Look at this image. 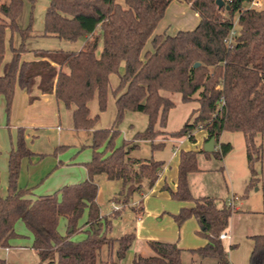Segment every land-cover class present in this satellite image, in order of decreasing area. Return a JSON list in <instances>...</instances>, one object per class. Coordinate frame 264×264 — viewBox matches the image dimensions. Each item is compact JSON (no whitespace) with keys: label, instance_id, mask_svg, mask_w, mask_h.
Masks as SVG:
<instances>
[{"label":"trees","instance_id":"16d2710c","mask_svg":"<svg viewBox=\"0 0 264 264\" xmlns=\"http://www.w3.org/2000/svg\"><path fill=\"white\" fill-rule=\"evenodd\" d=\"M172 1L50 0L40 35L70 42L85 37L84 46L80 50H30L25 42L33 36L32 27L21 28L17 22L24 0H0V97H5L7 112H11L17 87L31 93L37 86L43 93H53L67 108L75 106V130H92V157L86 162L88 178L52 194L34 197L33 187L19 185L23 159L34 152L28 146L25 129H17L16 142L9 152L7 194L0 196L1 248L10 247L11 240L23 236L16 230L21 220L32 234L31 248L40 263L120 264L136 235H108L112 220L100 213L95 179L105 174L110 180H121L117 199L124 203L143 190V178L150 188L154 186L164 161L130 154L137 146L133 142L138 140L150 141L153 150L164 148V143H153L162 133L156 126H166L168 112L175 103L162 91L181 93L183 102H199L194 120L186 121L179 130L168 133L170 136H188L195 141V131L203 129L207 132L206 140L214 137L216 145L212 152H199L206 156L214 153L223 159L233 146L220 142L222 132H242L251 173L246 191L258 184L256 165L263 162V144L259 139L264 134V7L251 6L254 0H224L228 9L219 7L216 0H184L199 14L197 26L173 35H154ZM232 30L235 34L228 43ZM16 33L21 37L18 46L14 44ZM150 39V48L146 49ZM7 42L11 59L5 61ZM29 51L36 59H23ZM197 62L199 65L195 66ZM112 73L119 74L120 79L114 90L116 117L110 128L94 129L99 114L91 116L89 103L96 95L99 110H106ZM127 111L145 113L148 125L133 140L117 145L119 126ZM199 152L181 150L177 188L165 189L173 198L193 203L174 214L176 222L181 225L196 218L199 233L207 239L206 244L189 252L199 259L231 264L219 235L228 227L234 208L227 203L219 207L211 196L194 197L189 186V175L199 170ZM86 211V220L81 222ZM112 215L116 219L121 212L114 210ZM61 219L66 220L65 234L59 231ZM81 231L85 238L74 241L72 234ZM252 238L254 248L249 264H264V234ZM105 246L111 253L108 259L101 258ZM150 247L152 255L135 254L133 263L196 264L195 260H183V249L176 242L153 240ZM0 264L16 263L0 257Z\"/></svg>","mask_w":264,"mask_h":264},{"label":"rangeland","instance_id":"374dc122","mask_svg":"<svg viewBox=\"0 0 264 264\" xmlns=\"http://www.w3.org/2000/svg\"><path fill=\"white\" fill-rule=\"evenodd\" d=\"M3 1L8 2V0ZM49 3L50 0H24L23 9L17 19V22L21 28H26L30 25L32 27L33 36H30L26 40V47L30 50L82 49L86 40L85 37H81L75 42H70L54 36L40 35L43 31L45 12ZM183 5L176 0H173L169 4L164 16L156 27V34L166 32V34L173 35L182 27L184 29H193L196 27L199 19L195 16L194 11L191 9H188V11L184 13L182 11L183 9L180 8L185 7ZM178 20L181 21L182 27L177 25L176 21ZM20 42V35L18 33L14 34V44L18 46ZM150 44L151 39L147 43V48H150ZM9 46V42H7L5 60H9L11 56ZM27 53L31 55L33 54L32 51ZM123 68L124 67L122 66L120 67V72L123 71ZM112 74V79L110 80L108 89L106 110H99L96 95L89 103L91 115H100L96 123L99 128H106L113 124L116 117L114 87L115 84H117L119 74ZM162 93L169 96L175 103V106L169 112L166 129L175 130L182 125L185 120H194L195 117L193 118V116L195 112L193 108L197 103L196 100L183 102L179 93H171L168 91H162ZM69 110L70 108H67L65 105L58 102L59 117L57 122L53 127L44 128L40 135L32 141L33 148L37 151L51 152L48 155H37L40 160L43 161L40 167H44L46 165L44 163H46V161H50L45 160L46 157H52L54 159L58 158L62 160H76L79 164H82V160H84L83 158H90L91 148L89 145L92 139V132L90 130L71 129L69 125L71 120V117H69ZM3 112L5 122L1 123L0 121V146H2L4 150L2 149L3 152H0V164L3 163V166L6 165L7 168L5 172L6 177L0 181V190L4 188V194L6 195L8 181V166L6 163L8 157L5 152L6 150L12 148L15 144L17 131L15 127L8 124L11 118V112L10 114L7 112L6 106L3 108ZM147 125L148 116L145 113L127 111L119 126L121 133L116 139L117 145H121L123 140H133L134 135L137 132L145 130ZM56 126H59L60 129H57ZM156 129L162 133H160L153 140V143H163L161 140L167 138L168 133L163 129V127ZM157 138L160 139V142L158 141L155 143ZM222 141L230 142L233 146L232 150L223 159L218 158L214 153L206 156L203 152L198 151L197 163L201 171L198 170L189 175V186L192 195L194 197L208 195L215 198L218 202L226 199L227 197H232L231 199L235 202V204H239L240 202L247 203L248 200L246 197L249 196V204L251 207H254V204L257 202V197L262 195V187L261 190L257 191L256 188L261 186L258 183L251 187L249 191H246L251 173L247 164L244 135L242 132L238 131H224L220 137V142ZM141 142L140 147L133 152V155L145 159L151 158L154 155V157H158V159L163 158L167 160L173 166L176 165L177 157L172 155L174 151L176 152V149H174L170 144H167L162 149L153 150L151 142L147 140ZM186 145L187 144L184 146ZM217 148H219V145ZM56 150L57 152L55 154L54 152ZM257 165L260 167L259 163ZM60 167H56L52 173L53 175H49L48 179L44 181L43 184L42 180H45L48 174L46 177L44 176L43 179H39V184L35 187L34 194L41 195L59 191L57 187H54L55 185H53V183L56 182L53 179L61 171ZM226 168L231 171L230 175L227 174ZM75 169L78 171V169L82 168L75 166ZM75 174L78 175L79 172H75ZM78 176L80 177V175ZM243 177L247 178L246 185H244ZM95 181L99 186L96 201L99 205L100 213L112 220L110 228L108 229V235L110 237H120L121 235L129 232H134L136 235L135 241L127 253V257L125 259L126 261L122 264H129V255L131 256L135 252L143 256L153 254V250L150 247V242L153 240L177 242L178 246L180 245L186 248H191V246L198 243H204L206 240V238L198 231L199 225L197 224L198 222L196 218H189L181 225L176 222L174 214L180 211L179 200L173 198L169 192H161L159 190L152 191L148 186L147 179L143 178L141 180L143 183V190L140 193L134 194L133 197L126 203H124L122 199H117L118 193L123 185L121 180H110L105 174H100L96 176ZM50 186L53 187L50 188ZM57 196L59 200L62 199L60 192H58ZM141 200L142 204L140 203ZM115 205L120 206V208L115 210ZM142 206L144 209H142ZM114 210L121 212V215L116 219L112 218ZM86 217L87 211L84 213L81 222L86 220ZM16 230L23 234V236L11 240V246L14 248L11 249V255L7 256V260L16 264H44L40 263L39 256L33 249L30 248L33 237L24 222L19 220L16 224ZM59 231L62 234L66 233V228L63 227V219L60 221ZM83 238H85V233L82 231L72 234V239L74 241H79ZM3 250L0 249V257H4L6 259V256L4 255L5 252L3 253ZM114 251L115 250L113 249L112 256L114 260H116ZM183 251L187 252L188 249ZM110 254L111 253L106 246L102 248V259H108Z\"/></svg>","mask_w":264,"mask_h":264},{"label":"crops","instance_id":"0c3cea01","mask_svg":"<svg viewBox=\"0 0 264 264\" xmlns=\"http://www.w3.org/2000/svg\"><path fill=\"white\" fill-rule=\"evenodd\" d=\"M176 1L179 2L181 5L185 4V5H183L185 7H180L183 9L182 11L184 13L187 12L188 9H191L194 11L195 16L200 20L199 14L194 9L191 8V5L189 3L185 2L184 0H176ZM256 2L258 3V5L255 6L256 8H263L264 7V0H256ZM199 20H198L197 24L199 23ZM176 23H177V25H179V27H182L181 21L178 20V21H176ZM179 30H191V29H184L182 27ZM155 34H156V32H154V35ZM146 49H147V45H146ZM10 59H11V56H10ZM23 59L33 60V59H36V57L34 56V54L31 55L29 53H25L23 55ZM5 61H8V60H5ZM64 70H67V68L65 67ZM112 75L113 74H110V80L112 79ZM119 81H120V79L118 78L117 84H115L114 88H116L118 86ZM176 93H178V92H176ZM179 94L181 95V93H179ZM164 96L170 98L167 95H164ZM181 100H182V95H181ZM5 106H6L5 97L1 96L0 97V121H1V123L5 122V117L3 116L4 115L3 108ZM89 107H90V105H89ZM198 107H199V102L197 101V103L194 105V108H193L194 111ZM74 108H75V106L71 105V108L69 110V117H71L69 125H70L71 129H74L73 128V122H72V113H73ZM170 110H169V112H170ZM116 112H117V110H116ZM169 112H168V115H169ZM58 114H59L58 102H57L56 97L53 93H43V92H41V90L37 86L34 87V89L32 90L31 93H28L25 89H22L20 87L16 88L14 98L12 101L11 118H10V121L8 124L12 127H15L16 131L19 127H23L25 129V136H26L28 146L34 152V154L32 156L23 159L20 177H19L20 187H33V192H34L35 187L39 184V182H38L39 179H43L44 176L46 177V175L48 174L46 179L42 180V184H43V182L48 179L49 175H51V176L53 175L52 173H53L54 169L58 166L59 167L61 166L60 167L61 171L53 179L56 182V183H53V185H55L54 187H57V189H61L65 185H74L77 183L79 184L88 178V171L86 168V162L90 161V159L92 157V149L90 150L91 151L90 152V158L89 159L87 157L83 158L84 160H82V164H79V162H77L76 160H62V159H58V158L54 159L52 157H46L45 160H50V161H46V163H44L46 165L44 167H40L41 164L43 163V161L40 160V158L37 155H39V154L48 155L51 152L37 151L35 148H33V145H32L33 142L32 141L35 140V138H37L40 135V133L42 132V130L44 128L53 127L55 125V123L57 122V119L59 117ZM196 115H197V113L194 114L193 118ZM91 116L93 117L95 115H91ZM167 120H168V118H167ZM185 122H186V120H185ZM185 122H183V124L180 125L175 130L166 129V126L163 127V129L165 131H167V133H170L172 131L179 130L184 125ZM166 125H167V122H166ZM111 126H112V124L106 128H110ZM56 127H57V129H60L59 126H56ZM98 128L99 127H97V125H95L94 129H98ZM156 128H162V127L157 125ZM90 131L92 132V130H90ZM194 135H195V141H190L188 136L172 137L169 134H167V138H164L161 140V141H163L165 146L167 144H170L174 149H176V152L174 151V153L172 155L177 157V161H176V165L173 166L171 163H169L167 160H165L163 158L158 159V157H154V155L151 157L155 160H163L164 161V165L159 171V177H158L156 183L154 184V186L151 187L152 191L159 190L161 192H169L168 190L165 189L166 186H169L170 188H172L174 190L177 188L178 165L180 162L181 150L201 151V150H204V145L207 142V140H206L207 132L205 130H203V129L197 130V131H195ZM259 140L263 144V162H262V164H260V167H259V165H257V169L259 172V178H260L258 183L261 186H258V188H256V190L259 191V190H261V187H262V195L260 197H257V202L254 204V207H251L249 204V198H250L249 196L246 197L248 200L247 203L240 202L239 204H235V202L233 201L232 207L234 208V212L232 213V215L229 219V225L225 230V232L228 234V237L223 239V244H224V247L228 253V257H229L231 264H249L250 255H251L252 250L254 248V240L252 237L256 234H264V134L261 137V139H259ZM141 141H144V140H141ZM141 141L133 142L134 144H137V146L131 152L130 156L136 157V158H141V157L133 155V152L140 147V144L142 143ZM158 141L160 142L159 138H157L155 140V143H157ZM185 144H187V145L184 146ZM2 149H3V147L0 146V152H3L4 149L3 150ZM10 150H11V148L6 150V152H5V154H7V157H8L7 163H6L7 166H8ZM142 159H145V158H142ZM75 166H79L82 169H78V171H76ZM6 168H7L6 165L3 166V163L0 164V181H2L6 177V174H5ZM199 171H201V169H199ZM75 172H77V173L79 172L78 175H80V177L78 175H76ZM226 172L228 175H230V173H231V171L228 168H226ZM243 178H244V185H246L247 184V178H245V177H243ZM51 187H53V186H50V188ZM7 188H8V181H7ZM98 190H99V188H98ZM0 191H1L0 196L3 195L2 197H4L5 189L3 188ZM144 193H145V191H144ZM6 194H7V190H6ZM49 194H52V193H49ZM49 194H41V195L34 194L35 195L34 197L45 196V195H49ZM205 196H208V195H205ZM231 198L227 197L226 199H223L219 202L216 201L217 205L219 207H221L223 204H226L228 200H231ZM179 202H180V209L182 207H186V206L189 207V206L193 205L192 202H188V201L187 202L179 201ZM140 203L142 204V200ZM142 209H144L143 206H142ZM197 224L199 225V222ZM63 227L66 228V220H64V219H63ZM199 230H200V225H199ZM161 241H166V240H161ZM206 242H207V239L204 241V243H198L196 245L191 246V248L190 247L189 248L182 247L180 245H179V247L182 248L183 250L188 249V251H189V249H193V248L203 246L204 244H206ZM15 247H17V246H15ZM12 248H14V247L10 246V247L4 248V250H3V248L0 247V249L3 250V253L5 252L4 255L6 256V259H7V256L11 255L10 251ZM31 249H33V248H31ZM188 251L187 252L183 251V253H182L183 260L185 262H191V261L195 260L196 264H217L214 259H211V258L199 259L198 257L193 256ZM34 252H36V251L34 250ZM135 254H138V253L135 252L133 255H131V256L129 255V257H130V260H129L130 263L129 264H134L133 258L135 256ZM147 256H149V255H147ZM126 257L120 261V264H122L123 262L126 261L125 260Z\"/></svg>","mask_w":264,"mask_h":264},{"label":"water","instance_id":"95a60500","mask_svg":"<svg viewBox=\"0 0 264 264\" xmlns=\"http://www.w3.org/2000/svg\"><path fill=\"white\" fill-rule=\"evenodd\" d=\"M216 3L218 4L219 7H222V6H226V8L228 9V6L225 4V1L224 0H216ZM199 63H195V66H198ZM215 138L212 137L210 140H208L205 145H204V151L206 152H212L215 150ZM70 231H72V228L70 229Z\"/></svg>","mask_w":264,"mask_h":264},{"label":"built area","instance_id":"2783aa9c","mask_svg":"<svg viewBox=\"0 0 264 264\" xmlns=\"http://www.w3.org/2000/svg\"><path fill=\"white\" fill-rule=\"evenodd\" d=\"M250 5L255 7V6L258 5V3L256 2V0H254L253 2H251ZM234 34H235V30H232L231 33H230V35H229V37H228V39H227L228 43L231 42L232 37H233ZM227 204L230 205V206H232V205H233V200H232V199H231V200H228V201H227ZM114 208H115V210H116V209H119L120 206L115 205ZM219 237H220V239H225V238L228 237V234L224 231V232H221V233H220Z\"/></svg>","mask_w":264,"mask_h":264}]
</instances>
